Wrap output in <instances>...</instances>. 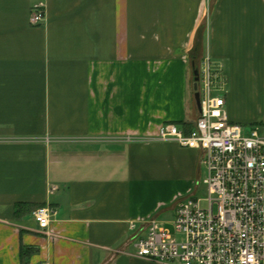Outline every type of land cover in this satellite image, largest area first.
<instances>
[{
    "label": "crops",
    "instance_id": "1",
    "mask_svg": "<svg viewBox=\"0 0 264 264\" xmlns=\"http://www.w3.org/2000/svg\"><path fill=\"white\" fill-rule=\"evenodd\" d=\"M35 1L0 0V264H159L136 241L205 167L158 129L194 128L209 55L230 121L264 134V0H44L32 25Z\"/></svg>",
    "mask_w": 264,
    "mask_h": 264
},
{
    "label": "built area",
    "instance_id": "2",
    "mask_svg": "<svg viewBox=\"0 0 264 264\" xmlns=\"http://www.w3.org/2000/svg\"><path fill=\"white\" fill-rule=\"evenodd\" d=\"M45 18L46 2L35 1L30 23L41 25ZM198 68L201 110L194 128L187 132L166 122L156 139L202 151L208 195L179 196L172 229L156 217L147 219L137 255L159 264H264V134L258 126L244 132L230 121L209 55ZM53 212L47 205L33 211L41 232H47Z\"/></svg>",
    "mask_w": 264,
    "mask_h": 264
},
{
    "label": "water",
    "instance_id": "3",
    "mask_svg": "<svg viewBox=\"0 0 264 264\" xmlns=\"http://www.w3.org/2000/svg\"><path fill=\"white\" fill-rule=\"evenodd\" d=\"M193 90H194V98L198 107V110H201V100L200 93L198 91V81H199V68L196 65H193Z\"/></svg>",
    "mask_w": 264,
    "mask_h": 264
},
{
    "label": "rangeland",
    "instance_id": "4",
    "mask_svg": "<svg viewBox=\"0 0 264 264\" xmlns=\"http://www.w3.org/2000/svg\"><path fill=\"white\" fill-rule=\"evenodd\" d=\"M223 93V92H222ZM250 130V127L249 126H244V132H247ZM208 195V192H207V189H206V186L204 184H202L201 188L199 189V191L197 192V196L198 197H201V198H204ZM169 227L172 229V225H169ZM175 238L181 240L184 238L183 235H179V234H175Z\"/></svg>",
    "mask_w": 264,
    "mask_h": 264
},
{
    "label": "trees",
    "instance_id": "5",
    "mask_svg": "<svg viewBox=\"0 0 264 264\" xmlns=\"http://www.w3.org/2000/svg\"><path fill=\"white\" fill-rule=\"evenodd\" d=\"M198 67V66H197Z\"/></svg>",
    "mask_w": 264,
    "mask_h": 264
}]
</instances>
